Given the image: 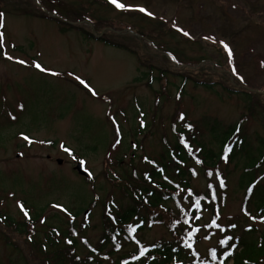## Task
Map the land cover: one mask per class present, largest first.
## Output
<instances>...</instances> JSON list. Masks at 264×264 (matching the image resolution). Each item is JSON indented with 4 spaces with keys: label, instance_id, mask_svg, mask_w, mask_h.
I'll return each instance as SVG.
<instances>
[{
    "label": "rangeland",
    "instance_id": "rangeland-1",
    "mask_svg": "<svg viewBox=\"0 0 264 264\" xmlns=\"http://www.w3.org/2000/svg\"><path fill=\"white\" fill-rule=\"evenodd\" d=\"M120 2L153 15L119 10L109 0H0V264H51L37 244L51 232L67 243L70 222L82 256L99 249L106 214L114 218L133 204L124 180L152 170L155 162L169 165L163 153L181 130L185 136L199 132L200 141L219 150L214 134L240 123V134L260 149L264 0ZM220 41L231 48V63ZM226 158L212 168L199 167V159L189 164L198 171L191 190L183 192L206 196L209 208L197 209L201 220L193 222L199 228L182 230L179 238L192 245L199 264H218L209 250L231 225L239 234L248 228L264 232L252 195L240 188L245 158ZM79 163L89 176L78 172ZM168 173L175 182V172ZM184 195L179 202L187 209ZM166 205L178 215L172 199ZM174 237L165 224L149 221L143 231L122 238L112 257Z\"/></svg>",
    "mask_w": 264,
    "mask_h": 264
},
{
    "label": "trees",
    "instance_id": "trees-1",
    "mask_svg": "<svg viewBox=\"0 0 264 264\" xmlns=\"http://www.w3.org/2000/svg\"><path fill=\"white\" fill-rule=\"evenodd\" d=\"M76 27L81 28V26ZM87 35L94 37L93 32L87 33ZM160 71L162 74L169 73L166 69ZM204 85L211 86V84ZM215 127L211 129L213 133L216 132ZM240 130L241 124L239 123L222 128L219 130V134H214L213 141L220 145L219 150L208 144L206 147L205 143L198 139L199 132L193 131L190 136H185L181 132L183 130L179 131L175 146L166 149L162 156L163 159L167 158L170 161V167L167 162L161 161V164L155 162L152 165V170H145L140 176L137 174L128 175L124 180V194L132 199L133 204L128 205L117 216H113L114 218L106 214L102 244L99 249L96 248L92 253L82 256L77 251L75 237L70 236L77 228L73 227L74 224L71 222L68 231H64V239L67 240V243H61L60 239L54 240L55 232H51L50 236H47L46 240L41 241L37 246L41 250H46V260H49L51 264H199L197 258H194L196 253L191 250L192 245L189 244V248L179 238L182 230L187 229L193 232L199 228L196 226L198 224L193 222L194 220H201V214H198L199 210L197 209L204 208L207 211L209 208L205 203L206 196L183 192L191 190L190 179L198 169L190 165L199 159V154L201 157L198 160L199 167H215L223 159H227L226 157L230 158H228V162L245 158V169L239 181L240 188L246 189L249 197L252 195L255 209L264 222V169L262 168L264 165V140L260 139V149H255L250 141L240 134ZM193 144L198 146L197 155L193 152L194 147H196ZM258 171L260 172L258 176L261 178L257 176ZM168 172H175L177 179L175 182L171 181L170 178L172 177L168 176ZM164 178L169 182L168 184L163 183ZM125 181L128 183L125 184ZM182 195L189 197L184 198L186 200L184 202L190 204L187 209H184L179 202V197ZM168 199H172L178 205V215L174 214L173 216L171 214L166 205ZM181 208L186 211L184 215ZM142 209H145L146 212L143 213ZM187 214L190 215L188 216V223L182 224V217ZM155 220L173 230L175 240L157 241L153 244L140 243L137 249L125 250L123 255L112 257L116 252L114 248L121 247L122 238L133 235L134 232L143 231L147 222ZM10 223L15 224L12 220ZM178 225H182L183 228L180 230ZM18 229L25 231V227ZM229 231L226 238L220 239L217 247L209 250V256L218 264H264V232L257 235L255 228H248L245 230L246 232L243 231L245 233L239 234L236 232V227H232ZM228 237L231 239L229 240ZM192 241L194 242V238ZM221 241L225 242L221 243ZM111 243L114 247L106 249ZM213 251L216 252L215 256L212 255ZM106 259H109L108 263L104 262ZM203 264L207 263L204 262Z\"/></svg>",
    "mask_w": 264,
    "mask_h": 264
},
{
    "label": "snow or ice",
    "instance_id": "snow-or-ice-1",
    "mask_svg": "<svg viewBox=\"0 0 264 264\" xmlns=\"http://www.w3.org/2000/svg\"><path fill=\"white\" fill-rule=\"evenodd\" d=\"M109 2H110L111 4H113V5H114L117 9H119V10H125V11H129V10H138V11H140V12H144V13H146V14L149 15V16L153 15L151 12H147V10L144 9V8H142V7H136V8H134L132 5H126L125 3L120 2V0H109ZM2 15H3V14L0 13V17H2ZM173 27H176V26L173 25ZM178 30L181 31V32L183 33V35H185V36H189V35H190L188 32H184L183 29H178ZM2 39H3V33H0V43H2ZM205 39H209V37H205ZM211 39L213 40V42H215V38H214V37L211 38ZM220 43L223 45V47H224L225 50L227 51V53H228V57H229V63H231V62H232V59H231V58H232V50H231V48H230V47H229L224 41H220ZM5 55L7 56V53H5ZM7 58H8V59H13V58L10 57V56H8ZM17 62L20 63V64H25V63H26V61H23V60H19V61H17ZM35 67H36L37 69H40L41 71H49L48 69H44V68H42V66H41L39 63H36V64H35ZM232 71H233V72H236V68H235V66H233ZM52 75H59V73H55V72H53ZM76 79H77L82 85H84V87L88 88L89 91H91L93 95H96L95 91L92 90V89L90 88V86L87 84L86 81L82 80L79 76H77ZM240 79L242 80L243 77H241ZM181 118L183 119V116H181ZM189 127H191V126L189 125ZM22 135H23V134H22ZM23 138H24L25 140H29V137H27V136H24ZM118 142H119V141H117V143H118ZM49 143H50V142H49ZM61 147L64 148V151H65V152H68V153L71 155V149H69V148H65L63 145H61ZM198 162H199V161H198ZM209 175H211V173H209ZM221 186H223V181H222V180H221ZM197 203H199V202H197ZM19 206H20L21 210L24 212V215H25L26 217H28V216H29V213H28L27 210H25L24 205L21 203ZM56 207H62V206L57 205ZM213 223H215V221H213ZM231 227H235V225H231ZM228 239L230 240L231 237H228ZM68 242L71 243V241H68ZM224 242H225V241H221V243H224ZM142 254H143V253H142ZM229 254H230V253H229ZM212 255L215 256V255H216V252L213 251Z\"/></svg>",
    "mask_w": 264,
    "mask_h": 264
},
{
    "label": "water",
    "instance_id": "water-1",
    "mask_svg": "<svg viewBox=\"0 0 264 264\" xmlns=\"http://www.w3.org/2000/svg\"><path fill=\"white\" fill-rule=\"evenodd\" d=\"M59 163H62V160H59ZM78 172L82 175L88 176V172L84 169V166L82 163H79L78 166L76 167Z\"/></svg>",
    "mask_w": 264,
    "mask_h": 264
}]
</instances>
